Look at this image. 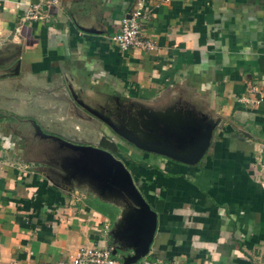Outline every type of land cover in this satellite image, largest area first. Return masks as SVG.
<instances>
[{
    "label": "crops",
    "instance_id": "obj_1",
    "mask_svg": "<svg viewBox=\"0 0 264 264\" xmlns=\"http://www.w3.org/2000/svg\"><path fill=\"white\" fill-rule=\"evenodd\" d=\"M40 1L0 0V108L3 99L37 103L45 123L74 116L96 123L78 108H106L140 140L166 144L187 131L199 134L203 121L215 123L193 165L158 154L154 164L144 154L153 167H136L122 157L156 212L147 256L173 264H264V100L237 101L250 86L264 85V0H58L40 19H24ZM136 6L139 35L155 43L153 50H121L112 40ZM151 121L179 129L173 139L169 127L162 137L150 135ZM102 128L100 137L112 139ZM15 129L0 121V264H68L79 246L108 244L119 259L131 254L117 237L122 204L90 192L106 203L98 212L81 191L27 169L32 159L22 160L23 135ZM124 147L135 158L136 150Z\"/></svg>",
    "mask_w": 264,
    "mask_h": 264
},
{
    "label": "water",
    "instance_id": "obj_2",
    "mask_svg": "<svg viewBox=\"0 0 264 264\" xmlns=\"http://www.w3.org/2000/svg\"><path fill=\"white\" fill-rule=\"evenodd\" d=\"M99 118L105 122L116 135L132 144L135 148L167 157L185 165H193L201 158L209 144L212 129L215 126V123L203 121L204 123L202 122L200 126L199 134L193 136L187 131L185 132L184 140L181 139L182 137L173 139V134L177 132L179 128L169 125H166L165 128H161L154 123L155 120L153 118L154 121L150 122V129L154 131V133L159 132L160 137L164 136V133L166 134L167 127H169V134L172 136L175 143L172 144L167 142L166 144L140 140L132 133L124 129H119L116 125L105 120V118L101 116H99ZM155 118L157 117L155 116ZM158 121L163 122L162 119H157V122ZM36 131L40 135L46 136L39 130ZM150 135L153 134L150 133ZM60 142L64 146L80 151L81 156L75 159L80 161L81 164H77L75 170L79 172V175L97 184V188H92V192L101 198L107 197L113 199L121 203L122 207H124L118 229L120 230L119 234H121L122 230V234L117 237L121 239L124 245L122 249L127 251L130 248L132 253L120 256L122 264H132L138 258L146 255L157 223L156 212L138 190L129 170L120 159L114 157L113 154L107 150L93 145L83 144L75 146L64 141ZM85 156V160H82ZM65 164L66 161L62 160L63 167ZM117 250V247H113L111 254H115Z\"/></svg>",
    "mask_w": 264,
    "mask_h": 264
},
{
    "label": "rangeland",
    "instance_id": "obj_3",
    "mask_svg": "<svg viewBox=\"0 0 264 264\" xmlns=\"http://www.w3.org/2000/svg\"><path fill=\"white\" fill-rule=\"evenodd\" d=\"M20 99L21 98L2 100L0 108V121L8 123L12 127L16 128V131L21 132V134L23 135L25 145L22 143L23 141H21V145L25 148V151L21 158L22 160L24 159V161H26L25 158L28 157V153H30V159H32L30 161V165L26 164L27 169H29L30 166L31 168L45 170L47 173L49 172L48 174H51L50 176H52V179L56 180V182L59 184H66V188H70V190L76 189L78 191H81L84 195L88 196V194L93 191L92 188H97V184L93 181L87 180L88 178L79 175V172L75 170V166L77 164H81L80 161H77L75 159L81 156L80 151L64 146L60 141L54 140L53 136H61L62 138L67 139V141H72V144L80 143L81 141H83L82 144H89L93 146H97L101 141L100 139H102L101 142L103 144H105L107 141V143H112V146L120 148L122 152L127 151L125 147L116 143V134H113L112 136L115 143H113V140L111 139H105V141L103 137H100V130L103 126L101 127V124L98 121H96V123H87V121L74 116L71 119H61L62 121L50 119L49 122L45 123L42 120L44 119L43 117H45L46 114L42 113L43 110L37 105V103L34 104L33 107H27V105L25 106L24 104H19L18 101ZM9 104H11V106H9ZM87 108L91 109L89 107ZM78 111L81 112L83 110L82 108H78ZM97 112L103 113L110 119L115 116V114L108 112L106 108H100L99 110H97ZM116 115L117 119H119L120 117L123 119L125 117L124 112H116ZM115 122L117 121L115 120ZM36 130H39L46 136L40 135ZM104 131L102 129V132L104 134L106 132L108 133L105 128ZM82 144L76 145L80 146ZM98 146L99 148L104 149L100 147V145ZM104 150H106V148ZM144 154H146V156L149 155L146 152L143 153L137 150L134 155L135 158L132 159L136 162H143L141 159L143 158L142 155ZM86 156L82 160H85ZM113 156L120 160H122L123 157L121 151H119L118 154H116L115 152ZM149 158L155 161L154 164H158V161H156V158L158 159V156H156L155 154H151L149 155ZM161 159L164 160V158ZM62 160L66 161L64 167L62 165ZM17 164L19 167L23 165L22 162H18ZM143 257L149 259L147 254Z\"/></svg>",
    "mask_w": 264,
    "mask_h": 264
},
{
    "label": "built area",
    "instance_id": "obj_4",
    "mask_svg": "<svg viewBox=\"0 0 264 264\" xmlns=\"http://www.w3.org/2000/svg\"><path fill=\"white\" fill-rule=\"evenodd\" d=\"M58 0H41L28 6L24 19L36 21L41 18L42 8L45 5H55ZM142 17L139 6L132 8L124 14L118 23V30L112 36L115 45L121 50L138 48L145 51L155 49V43L139 35L138 19ZM264 100V85L250 86L247 95L238 96L237 101L243 104L256 105ZM259 151L264 153V142L259 143ZM264 172V161L260 164ZM112 246H79L69 255L68 264H122L121 259L111 254ZM133 264H173L162 259H147L142 257Z\"/></svg>",
    "mask_w": 264,
    "mask_h": 264
},
{
    "label": "flooded vegetation",
    "instance_id": "obj_5",
    "mask_svg": "<svg viewBox=\"0 0 264 264\" xmlns=\"http://www.w3.org/2000/svg\"><path fill=\"white\" fill-rule=\"evenodd\" d=\"M82 110H83V113H84V115L86 116V117H89V118H93V119H95V120H98V122L101 124V127L103 126V131H104V128L106 129V131H108V132H110V133H113V134H115L114 132H113V130L105 123V122H103L100 118H99V116H101L102 118H105V120H107V121H109V122H111L112 124H114V125H116L119 129H121V130H123L124 128H123V123L121 122V121H117L116 123L117 124H115V123H113L112 121H111V119L110 118H108L106 115H104L103 113H99V112H97V111H94L93 109H88L87 107H82ZM77 116H81L80 114H77ZM125 130V129H124ZM105 132V131H104ZM153 135L155 134L154 133V131H152L151 132ZM103 135H105L104 133H102ZM19 137V136H18ZM116 137H118V139L120 140V142H122V144H123V147L124 146H127V147H131L132 149H136V151L137 150H139V149H137V148H135L132 144H130L129 142H127V141H125L123 138H121L120 136H116ZM109 138V137H108ZM53 139L54 140H56V141H64V142H66V143H68V144H70V145H75L76 146V144H82L83 143V141H81L80 143H73L72 144V141H70V140H68L67 141V139H65V138H62L61 136L60 137H55V136H53ZM59 139V140H58ZM108 140V139H107ZM111 140H113V137H112V139ZM17 141L19 142V145H18V143H17V148L19 149V151L21 152V155H23L24 154V151H25V148L21 145L22 143L24 144V138H21V137H19L18 139H17ZM21 141H23L22 143H21ZM25 145V144H24ZM83 145V144H82ZM84 145H89V144H84ZM96 146V145H95ZM97 147H99L98 145H97ZM122 147V146H121ZM29 148V147H28ZM27 148V149H28ZM140 152H146V151H142V150H139ZM112 154H114V151L113 152H111ZM146 153H148V154H154V153H151V152H146ZM156 155V154H155ZM28 156L30 157V154L28 153ZM157 156V155H156Z\"/></svg>",
    "mask_w": 264,
    "mask_h": 264
},
{
    "label": "trees",
    "instance_id": "obj_6",
    "mask_svg": "<svg viewBox=\"0 0 264 264\" xmlns=\"http://www.w3.org/2000/svg\"><path fill=\"white\" fill-rule=\"evenodd\" d=\"M104 140H105V138H103ZM101 141H102V139H100ZM100 141V143H98V145H100V147H102V148H106V150H108V151H110V152H113V151H115V152H119V151H121V154L123 155V157H126V159H129L130 160V162H131V164L133 165V166H136V167H146V168H151V167H153L152 165H148V164H146L145 162H141V161H134L132 158H129V156L128 155H126L124 152H122V150H120V148H118V147H116V146H112L113 144L112 143H107V141H106V143L105 144H103L102 142ZM112 144V145H111ZM115 145V144H114ZM110 147H114L113 149L112 148H110ZM89 196V197H88ZM88 198L86 199V203L89 205V206H91L92 205V208H94V210H96V211H103L102 209H100V208H102V207H105V205H106V203L105 202H102L101 200H99L97 197H95V196H93V195H91L90 193L88 194Z\"/></svg>",
    "mask_w": 264,
    "mask_h": 264
}]
</instances>
